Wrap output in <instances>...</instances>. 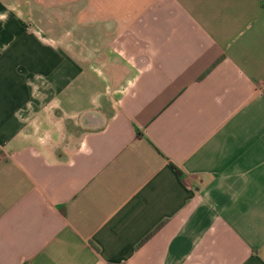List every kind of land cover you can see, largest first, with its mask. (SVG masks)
<instances>
[{"label":"crops","instance_id":"crops-1","mask_svg":"<svg viewBox=\"0 0 264 264\" xmlns=\"http://www.w3.org/2000/svg\"><path fill=\"white\" fill-rule=\"evenodd\" d=\"M0 264H264L261 0H0Z\"/></svg>","mask_w":264,"mask_h":264},{"label":"rangeland","instance_id":"rangeland-1","mask_svg":"<svg viewBox=\"0 0 264 264\" xmlns=\"http://www.w3.org/2000/svg\"><path fill=\"white\" fill-rule=\"evenodd\" d=\"M65 126H66V133H65V139L63 141H64L65 149H67L74 146L73 144L76 142L74 140V137L77 138L80 134H83V130L81 128H78L76 124L70 122H66Z\"/></svg>","mask_w":264,"mask_h":264},{"label":"trees","instance_id":"trees-1","mask_svg":"<svg viewBox=\"0 0 264 264\" xmlns=\"http://www.w3.org/2000/svg\"><path fill=\"white\" fill-rule=\"evenodd\" d=\"M261 5L264 7V0H261ZM164 221L158 224L150 233H148L144 238H142L135 248H139L142 244H144L162 225Z\"/></svg>","mask_w":264,"mask_h":264}]
</instances>
